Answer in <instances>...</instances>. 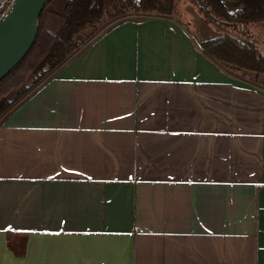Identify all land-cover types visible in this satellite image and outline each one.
Returning <instances> with one entry per match:
<instances>
[{
  "label": "crops",
  "instance_id": "1",
  "mask_svg": "<svg viewBox=\"0 0 264 264\" xmlns=\"http://www.w3.org/2000/svg\"><path fill=\"white\" fill-rule=\"evenodd\" d=\"M192 26L120 16L0 116V264H264V87Z\"/></svg>",
  "mask_w": 264,
  "mask_h": 264
},
{
  "label": "trees",
  "instance_id": "2",
  "mask_svg": "<svg viewBox=\"0 0 264 264\" xmlns=\"http://www.w3.org/2000/svg\"><path fill=\"white\" fill-rule=\"evenodd\" d=\"M182 1L50 0L39 16L33 44L0 80V116L110 21L131 13L176 18ZM190 1L217 32L199 40L202 51L231 73L264 87V0H201L206 11ZM79 34L84 37L76 43Z\"/></svg>",
  "mask_w": 264,
  "mask_h": 264
},
{
  "label": "water",
  "instance_id": "3",
  "mask_svg": "<svg viewBox=\"0 0 264 264\" xmlns=\"http://www.w3.org/2000/svg\"><path fill=\"white\" fill-rule=\"evenodd\" d=\"M49 1L14 0L6 15L0 18V80L19 62L33 44L39 28V16ZM196 1L206 11L202 1ZM200 29L202 33L209 31L204 26ZM75 39L82 40V34L76 36Z\"/></svg>",
  "mask_w": 264,
  "mask_h": 264
},
{
  "label": "rangeland",
  "instance_id": "4",
  "mask_svg": "<svg viewBox=\"0 0 264 264\" xmlns=\"http://www.w3.org/2000/svg\"><path fill=\"white\" fill-rule=\"evenodd\" d=\"M197 11H198V8L194 3H192L190 0H183L180 3V7L178 8V13H177L176 19L180 20V22H182V23H184V22L185 23H191V22L197 23L198 29H200L201 26H204L206 29H209V31L203 32L204 35H206V34L210 35L211 34L210 36L208 35L207 38H210V37L214 36L215 34H217V32L215 31V29L212 26L208 25L204 20H202L199 17L200 15L198 14ZM191 26H192V24H191ZM203 33H201V34L203 35ZM83 37H84V35L82 34V38ZM74 41L76 43L79 42V40H77V39H75ZM230 68H232V67L230 66Z\"/></svg>",
  "mask_w": 264,
  "mask_h": 264
},
{
  "label": "built area",
  "instance_id": "5",
  "mask_svg": "<svg viewBox=\"0 0 264 264\" xmlns=\"http://www.w3.org/2000/svg\"><path fill=\"white\" fill-rule=\"evenodd\" d=\"M14 0H0V18L4 17Z\"/></svg>",
  "mask_w": 264,
  "mask_h": 264
}]
</instances>
